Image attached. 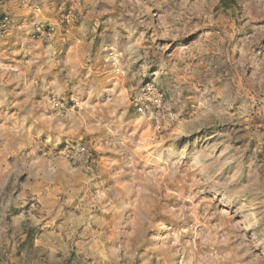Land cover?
Returning <instances> with one entry per match:
<instances>
[{
	"label": "rangeland",
	"instance_id": "obj_1",
	"mask_svg": "<svg viewBox=\"0 0 264 264\" xmlns=\"http://www.w3.org/2000/svg\"><path fill=\"white\" fill-rule=\"evenodd\" d=\"M12 1L0 264H264V0Z\"/></svg>",
	"mask_w": 264,
	"mask_h": 264
},
{
	"label": "crops",
	"instance_id": "obj_2",
	"mask_svg": "<svg viewBox=\"0 0 264 264\" xmlns=\"http://www.w3.org/2000/svg\"><path fill=\"white\" fill-rule=\"evenodd\" d=\"M10 6L15 4V1L10 0ZM188 55L178 57L177 53L175 56L167 60L166 68L164 69L165 75L172 74L171 77H166L165 79L171 78L176 82L177 86H182L183 84L190 83L193 78L194 67L198 66V57L189 51Z\"/></svg>",
	"mask_w": 264,
	"mask_h": 264
},
{
	"label": "built area",
	"instance_id": "obj_3",
	"mask_svg": "<svg viewBox=\"0 0 264 264\" xmlns=\"http://www.w3.org/2000/svg\"><path fill=\"white\" fill-rule=\"evenodd\" d=\"M135 106L142 115L153 114L154 111H163L164 93L157 89V86L151 82L146 85L144 95L140 94L134 98Z\"/></svg>",
	"mask_w": 264,
	"mask_h": 264
}]
</instances>
